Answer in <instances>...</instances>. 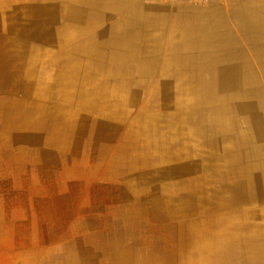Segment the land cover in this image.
Wrapping results in <instances>:
<instances>
[{"label": "crops", "instance_id": "crops-1", "mask_svg": "<svg viewBox=\"0 0 264 264\" xmlns=\"http://www.w3.org/2000/svg\"><path fill=\"white\" fill-rule=\"evenodd\" d=\"M35 4L28 7L37 25L30 36L44 44L41 54L87 58L89 90L115 91L101 98L102 115L112 117L114 107L129 101L123 117L148 106L156 128L153 149L142 151L147 140L141 125L130 123L135 131L124 132L125 150L144 155L157 182L194 185L209 194L201 195L215 203L214 216L233 221L215 228L231 239L224 247L234 251L231 263L264 264V0ZM10 18L21 40L25 27ZM117 90H123L119 104ZM180 168L179 179L167 176Z\"/></svg>", "mask_w": 264, "mask_h": 264}, {"label": "rangeland", "instance_id": "rangeland-1", "mask_svg": "<svg viewBox=\"0 0 264 264\" xmlns=\"http://www.w3.org/2000/svg\"><path fill=\"white\" fill-rule=\"evenodd\" d=\"M33 5L35 0H0V264H121L124 249L131 253L130 264H157V256L191 264L195 259L188 252L196 235L187 228L189 219L178 217L181 228L177 223L172 228V215L164 209L188 193L209 194L192 185L172 196L180 185L157 182L144 155L134 147L125 150L130 119L118 113L103 117L97 110L100 91L91 96L79 90L72 98L88 109L60 104L56 110L62 91L56 80L53 85L46 81L55 67L38 50L44 49L38 35L37 42L30 36L37 32L33 9H28ZM11 16L25 27L21 40ZM30 68L35 79L27 73ZM72 83L85 89L84 79ZM44 90L53 93L47 100ZM122 93H117L118 104ZM44 103L41 118L34 106ZM110 118L114 130L109 134L102 127Z\"/></svg>", "mask_w": 264, "mask_h": 264}, {"label": "bare ground", "instance_id": "bare-ground-1", "mask_svg": "<svg viewBox=\"0 0 264 264\" xmlns=\"http://www.w3.org/2000/svg\"><path fill=\"white\" fill-rule=\"evenodd\" d=\"M67 42H69V40ZM64 44H66V43H64ZM68 49H69L68 51H70V52H71V50H73V48L70 49V47ZM80 50H81V48H80ZM81 51L83 52V50H81ZM87 51H89V49ZM46 56L53 63L54 67L57 68V72H55L56 74H54V75L47 74L48 77H47L46 81L50 79V83L53 85L54 82H55V80H56L55 85L58 84V87L62 91V95L59 98L60 100L57 101V104L59 105V108L56 109V110L58 112H60V104L65 109V108H68V106L69 107H72L76 103V99H73L72 100V98L76 95L77 91H79V90L80 91H84L85 90V92L87 93V95H89V93H90L91 96H93V94L96 93L97 91H100L101 92V98L102 97H106L107 91H105V90H102L100 88L99 89H96L95 88V90H89V63H88V59L87 58L84 59V62H82V61L78 60L79 57H77V56H76L77 58L75 56H74V58H72V56H71V58H70V56H68V57L67 56L64 57V56H61V55L60 56H57V54L56 55H49V54H47ZM36 62H37V59H36ZM0 63H1V60H0ZM63 64L66 65V66H63ZM2 71H0V77L2 76ZM71 71H75V75L74 76L71 75ZM32 72H33V70L30 68V70L27 73H28V75L30 77H33L35 79L36 78V75H33ZM39 73H37V74H39ZM81 79H84L86 81V83H85L86 84L85 89L82 88V87H80L79 84L75 85L74 83H72L73 81L79 82ZM96 81H97V79H96ZM118 91L119 90H117V92ZM128 92H129L130 96L133 99H135L134 98V95L132 93H130V91H128ZM114 93H115V91L109 90V92L107 94V98L108 97L112 98L114 96L113 95ZM52 94L53 93L50 92V91H45V95H44L45 100L49 99L50 96H52ZM81 94H83V93H81ZM128 101H126V102L128 103ZM45 104L46 103H44V104H36V106H34L37 109V114H39V117L41 116V118H43L44 116H46L44 110L46 111L47 106H45ZM131 104H132L131 101H129V103L126 104L125 106L122 105L123 107H119L118 108V106H116V107H114V110L111 112V114L113 115V113H118V114L121 115V111H124L128 107L132 106ZM76 105H77V109L78 108L79 109L80 108L88 109V107L85 106V105H82V107H80V106L78 107V104H75V106ZM104 105L98 104L97 110H101L99 112H102V110L105 109V106ZM32 106H33V104H32ZM94 106H96V105L90 106L89 108L94 107ZM8 108L10 109L11 107H8ZM139 109H140L139 111L135 110L134 113H129V117H127V118L130 119L129 120V123H135V124H138L139 123L141 125L139 128L141 130H143V135H145L144 138H146V140H147V142H144V144H143L142 151L145 148H147V147L150 148V149H153L154 144H153V139L151 138V136H152L153 130L156 129L155 128V124H152L151 115H150L151 113L148 110V106H146L145 108H144V106H142V108H139ZM9 111H11V110H9ZM71 112L73 114H75V115L76 114L78 115V113H79L77 111L76 112L75 111H71ZM57 113H55V114H57ZM62 113H63V111H62ZM102 113H104V112H102ZM122 113L124 114V112H122ZM58 114H60V113H58ZM126 115H128V114L126 113ZM140 116H142V118H143L141 123H140V119H139ZM103 117H105V115H103ZM53 118H54V121H58L60 119L58 117H53ZM55 118H57V119H55ZM120 118H123V115H121ZM106 121L108 122L107 127H102L105 133H107V132H109L110 130L113 129L112 127H110V125L113 123L112 122V118H110V120H106ZM93 122H95V121H93ZM120 122H122V121L120 120ZM135 124H132V125H135ZM71 128H72V125L69 124L65 128V130H63V134H65L66 131L70 130ZM133 128L134 127H129L130 132L135 131ZM89 129H90V126H89ZM140 129L137 128L136 130H140ZM126 131H127V129H126ZM127 140H131V139L128 138ZM142 151H141V153H142ZM163 155H165V156L162 157L161 160H163L164 163H167V161H168L167 159H169V158L166 156V153L163 154ZM167 173H168V175H167L168 177L169 176L170 177H174V178L178 177V179H179V177L184 174V170L181 169V168L178 169V170L177 169L176 170L169 169ZM169 173H172V175H170ZM152 174H154V173H152ZM182 180H183V178H182ZM141 186H143V185H141ZM191 186L192 185H189V186L188 185H181V183H180V191L178 193H177V191H175V193L172 192L171 195L173 196V194L174 195L182 194L181 193L182 192V189L185 191V190L191 188ZM175 188L176 187H173L172 189L174 190ZM176 200L177 199L173 200V202H170L168 205L166 204L168 208H165L164 210H165V214L172 215L173 223L170 226L172 228H175L176 229V228H178V226L180 227V225L177 223L178 217H185V218L189 219L186 222L187 228L190 231L193 230L194 233H195V235H196V241L194 242L195 246H193V248H191V251L188 252L191 255L192 259H195L191 264H234V263H231V261L233 260V258H236V256H233L234 251H232V249H230V248H224V247H226L225 245L231 244L230 237L228 236V234H225L223 236L219 235L218 232L215 229V228H218V226H230V225L233 224V221L231 222V220H229V219L228 220H226V219L224 220L223 217H222L223 219H219V217H215L214 216V211H215L214 205H215V203L213 201L210 202V201L203 200L201 194L188 193L186 195V198L184 197V200H179V201H176ZM227 205H228V203H227ZM174 220H176V222H174ZM175 223H177L178 226ZM171 232H175V230H171ZM173 236H175V235L173 234ZM222 245H223V247H221ZM237 251H239V250H237ZM177 253H178V255H181L182 253H184L183 252V249H181V251H177ZM236 254H238V253H235V255ZM121 256H122V258L125 257L122 260L123 262L121 264H130L129 261H131L130 260L131 259V253L129 251H127V249H124V251L121 253ZM176 259L163 258L161 260L157 256V258H155V261H156L157 264H175L174 262L176 261Z\"/></svg>", "mask_w": 264, "mask_h": 264}, {"label": "built area", "instance_id": "built-area-1", "mask_svg": "<svg viewBox=\"0 0 264 264\" xmlns=\"http://www.w3.org/2000/svg\"><path fill=\"white\" fill-rule=\"evenodd\" d=\"M179 1H191V0H179Z\"/></svg>", "mask_w": 264, "mask_h": 264}]
</instances>
